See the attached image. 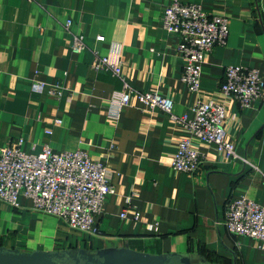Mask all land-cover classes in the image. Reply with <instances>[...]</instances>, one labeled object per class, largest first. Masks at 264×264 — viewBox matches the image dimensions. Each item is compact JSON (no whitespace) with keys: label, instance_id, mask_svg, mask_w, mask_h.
Here are the masks:
<instances>
[{"label":"crops","instance_id":"0c3cea01","mask_svg":"<svg viewBox=\"0 0 264 264\" xmlns=\"http://www.w3.org/2000/svg\"><path fill=\"white\" fill-rule=\"evenodd\" d=\"M171 1L0 0V148L21 138L25 151H39L44 143L56 151L84 150L105 163L113 190L96 218V235L32 209L23 198L20 207L0 199V246L150 253L139 247L155 243L159 252L150 254H180L191 264H264L255 240L223 224L229 199L245 196L264 206L262 176L195 139L204 157L198 171L173 170L177 142L189 133L132 94L121 104L124 84L133 91H159L171 98L175 114L188 117L198 100L220 101L226 137L264 173V94L242 108L219 91L228 65L254 67L264 77V0H182L229 20L226 44L202 65L199 93L180 80L179 36L162 24ZM74 33L86 44L78 54L70 50ZM95 51L120 65L121 76L95 71ZM33 80L59 82L63 91L59 97L46 89L34 92ZM124 209L128 214L121 218ZM133 211L140 213L138 220Z\"/></svg>","mask_w":264,"mask_h":264},{"label":"built area","instance_id":"2783aa9c","mask_svg":"<svg viewBox=\"0 0 264 264\" xmlns=\"http://www.w3.org/2000/svg\"><path fill=\"white\" fill-rule=\"evenodd\" d=\"M163 27L179 36L177 51L183 61L180 80L189 91L200 92L202 65L216 46L226 44L229 20L221 14H209L194 2L172 0L161 16ZM67 19L64 27L69 29ZM97 40H103L98 36ZM86 48L84 36L74 33L70 50L78 54ZM91 67L95 71H110L121 76V67L96 51ZM34 92L47 90L59 97L63 91L61 83L47 86L43 81L33 80ZM121 104L127 105L129 94L134 95L144 107L166 112L170 119L182 126L189 135L179 139L170 166L173 170L192 174L198 171L203 154L197 147L205 143L214 147L226 159L239 158L262 176L259 167L236 152L233 141L226 137L224 120L226 108L220 101L198 100L192 107L193 116L177 115L173 112V101L157 90L141 92L123 86ZM219 91L232 97L240 107L247 108L264 94V77L254 67L228 65L224 68ZM117 118V117H116ZM115 118V119H116ZM60 123V119H54ZM46 133L50 134V131ZM19 139L14 145L0 148V199L13 207H20V199L29 201L32 209L60 218L70 228L90 235L99 233L96 218L102 213L112 185L107 179L106 165L93 159L81 149L56 151L44 143L39 151H25ZM127 210L120 213L127 217ZM139 212L133 211V220ZM226 229L235 235L246 236L264 250V206L259 202L240 196L225 204L223 221Z\"/></svg>","mask_w":264,"mask_h":264},{"label":"water","instance_id":"95a60500","mask_svg":"<svg viewBox=\"0 0 264 264\" xmlns=\"http://www.w3.org/2000/svg\"><path fill=\"white\" fill-rule=\"evenodd\" d=\"M0 264H191L175 253L156 255L125 248L96 252L85 250L19 251L0 246Z\"/></svg>","mask_w":264,"mask_h":264},{"label":"trees","instance_id":"16d2710c","mask_svg":"<svg viewBox=\"0 0 264 264\" xmlns=\"http://www.w3.org/2000/svg\"><path fill=\"white\" fill-rule=\"evenodd\" d=\"M144 244L141 247H139V250H144V251L150 252V253L159 252V250L157 248V244H155V243H149V245H144Z\"/></svg>","mask_w":264,"mask_h":264}]
</instances>
